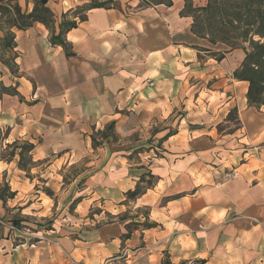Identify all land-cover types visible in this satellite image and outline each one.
I'll use <instances>...</instances> for the list:
<instances>
[{"label": "crops", "instance_id": "obj_1", "mask_svg": "<svg viewBox=\"0 0 264 264\" xmlns=\"http://www.w3.org/2000/svg\"><path fill=\"white\" fill-rule=\"evenodd\" d=\"M34 1L17 3L30 12ZM90 1H47L55 33L63 19L76 20L63 35L66 47L52 44L41 23L12 29L13 49L0 50L5 144L29 142V155L38 162L49 149L80 147L77 140L65 146L33 139L47 132L113 122L118 145L124 132L149 129L154 120L176 118V130L151 133V151L158 155L149 170L143 158L134 164L126 153L104 158L107 168L88 180L96 186L88 192L92 197L74 209L80 219L78 210L93 209L100 196L102 211L82 227H39L33 236H20L19 245L0 239V264H264V107H249L248 83L233 77L243 51H228L219 62L199 59L191 46L208 42L191 33L190 17L180 15L183 0H171V6L114 0L116 7L91 9L80 21L72 12ZM4 53L12 57V71L1 59ZM229 114L240 127L223 134L216 126L229 123L223 121ZM17 161L0 158V179L20 180ZM144 173L153 177L152 187L126 199ZM115 209L136 210L137 226L119 224ZM103 215H110L109 222L99 224Z\"/></svg>", "mask_w": 264, "mask_h": 264}, {"label": "rangeland", "instance_id": "obj_2", "mask_svg": "<svg viewBox=\"0 0 264 264\" xmlns=\"http://www.w3.org/2000/svg\"><path fill=\"white\" fill-rule=\"evenodd\" d=\"M108 1L115 3V5L112 6V4H107V6L116 7L117 4L114 0H101L99 2L106 3ZM212 1H217L221 5H225L228 2V0ZM141 5L147 4L142 2ZM187 15H189L188 11H185L184 16L189 17ZM255 39L257 40L258 38L255 37ZM218 44H220L218 47H214V45H209L207 43L204 47L210 48L213 51V48H222L219 50L228 53L227 51L230 50V46L221 43ZM248 47V43H239V48L236 49L238 50L237 54H241V50L244 53L242 48ZM200 53L201 55H199V59H201L202 56L211 58L204 51H200ZM2 55L1 59L4 61L3 63L10 71H12V57L5 53ZM177 109L178 107L174 108V111ZM181 109H183V103H181ZM180 113L181 111L177 112L176 117ZM231 114L223 120H228L229 123H218L216 126L220 131H224L223 134H230L233 130L240 127L239 122H237L235 118H233V114ZM175 119L176 118L154 120L153 126L149 129L147 128L148 126H146L142 128V130H138L136 133L127 134L124 132L118 145L117 141L119 136L117 137L115 134V126L113 122V125H111L109 122L100 124L98 121L99 125L95 122L90 129L85 131L71 129L70 133L68 130H62V132L59 133L60 135H56V132H47L41 137L37 136L33 139L38 140L39 142L45 140L48 141L49 144H52L55 141H62L65 143V146L75 145L76 142H79L80 147L74 150H71L70 148L56 150L53 148V153L49 149L47 150L44 159L38 162L32 161L33 157L29 155V152H26L22 157L18 154L22 144L27 141H17V147L9 148L8 145L10 144H5L7 130L0 129V158L7 161L13 160L14 157L16 159L17 156L18 161L15 172L20 175V180L17 178H14L13 180L8 178L7 180V176L0 179V185L6 183L9 186L10 192L15 194L14 198H7L4 202L0 201V212L5 214V219L1 220L2 222L0 221V239L7 240L8 242H10L11 239L13 240V244L19 245L20 242L24 240V238L20 236H33L39 227H43V230L48 231L53 230L56 227L61 228L65 225L64 229H66L68 227H73L71 224L74 222L78 224V227H82L81 224L84 221H88L86 219H92V215H98L104 207V198L100 196L97 198V195H95L97 198V205H95L93 209L87 211L86 209L80 208L78 210V212L84 216H81V218L78 219L76 215L77 213L74 211L79 201L92 197L88 192L90 189L96 188V186L88 180L95 171L107 168L104 166L105 164H102L104 158H107L109 155H118L120 152L121 154L126 153L127 158L134 164L141 162L140 159L143 158V166H145V169L149 170L148 167L150 161L153 157L155 158L158 155L155 150L151 151V144H155L153 140L154 134L151 135V133L153 131L154 133L159 131L162 133L167 129L170 133L174 132L176 130ZM77 132H79V134H76ZM108 140L111 143H114L112 148L108 147V149L104 150L96 148L103 147L105 143L109 142ZM52 146L54 147L55 145ZM12 154L13 156H10ZM19 162L23 168L18 167ZM144 174L145 175L139 177L136 183V186L139 185L141 193L144 190L151 188L154 182L153 177L150 174ZM12 189H16L19 194L17 195L16 191H13ZM1 192L2 191L0 190V193ZM3 194L6 196L7 193ZM134 198H137V196ZM134 198L126 197L128 200H134ZM11 211L13 213L12 215H10ZM135 211L136 210H126L120 212L119 209H115L114 213L117 215L114 217H117L119 224L126 222V224L128 223L126 227L134 228L137 226V224L132 221L135 217V215H133V212ZM140 211H143V209ZM109 219L110 215H103L99 224L109 222ZM99 224L96 223V226ZM145 224L149 223L145 222ZM145 224L143 222L142 225L145 226Z\"/></svg>", "mask_w": 264, "mask_h": 264}, {"label": "trees", "instance_id": "obj_3", "mask_svg": "<svg viewBox=\"0 0 264 264\" xmlns=\"http://www.w3.org/2000/svg\"><path fill=\"white\" fill-rule=\"evenodd\" d=\"M47 1L35 0L33 9L29 12L23 11L17 0H0V29L3 32V38L0 39V50L13 49L14 33L12 29L27 30L36 23L43 24L51 32L50 41L52 44L66 47L63 35L76 27V20L63 19L58 25V33H55V19L53 12L47 6ZM99 1L101 0H91L90 3L77 7L72 13L80 21H83L85 13L91 9L111 7L107 4L115 5L111 1L106 3ZM141 1L147 5L171 6L172 4L170 0ZM185 11H188L189 15L187 16L192 20L191 33L199 39L206 40L210 45L225 44L230 46L228 51H231L239 48V43H248V48H242L244 57L233 72V77L248 83L246 100L249 107H264V0H228L225 5L208 0L204 6H193L191 0H185L180 15L184 16ZM255 37L258 39L256 40ZM191 47L206 52L216 61H221L226 53V51H213L204 46L192 45ZM8 146L9 148L17 147V141ZM32 149V144L24 142L18 154L22 157ZM18 167L23 168L20 162ZM0 190L2 191L0 201L4 202L7 198L15 196L13 192H10L6 183L0 185ZM3 193H7L6 196ZM139 194H141V190L137 185L133 191L127 193V198H134ZM151 225L145 224L146 227H151Z\"/></svg>", "mask_w": 264, "mask_h": 264}]
</instances>
